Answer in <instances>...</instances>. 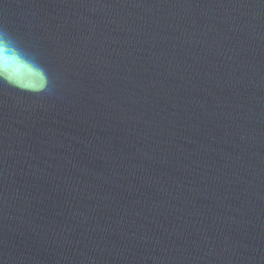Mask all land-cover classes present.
Wrapping results in <instances>:
<instances>
[{"label":"water","instance_id":"95a60500","mask_svg":"<svg viewBox=\"0 0 264 264\" xmlns=\"http://www.w3.org/2000/svg\"><path fill=\"white\" fill-rule=\"evenodd\" d=\"M55 78L0 84V264H264V0H0Z\"/></svg>","mask_w":264,"mask_h":264},{"label":"clouds","instance_id":"9594fccd","mask_svg":"<svg viewBox=\"0 0 264 264\" xmlns=\"http://www.w3.org/2000/svg\"><path fill=\"white\" fill-rule=\"evenodd\" d=\"M0 84L37 97L55 95V78L37 54L0 26Z\"/></svg>","mask_w":264,"mask_h":264}]
</instances>
